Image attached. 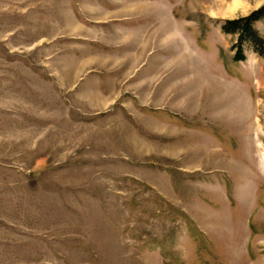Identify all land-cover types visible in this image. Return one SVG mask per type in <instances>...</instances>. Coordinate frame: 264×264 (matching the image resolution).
Listing matches in <instances>:
<instances>
[{"label": "rangeland", "instance_id": "374dc122", "mask_svg": "<svg viewBox=\"0 0 264 264\" xmlns=\"http://www.w3.org/2000/svg\"><path fill=\"white\" fill-rule=\"evenodd\" d=\"M262 9L0 0V264H264Z\"/></svg>", "mask_w": 264, "mask_h": 264}, {"label": "trees", "instance_id": "16d2710c", "mask_svg": "<svg viewBox=\"0 0 264 264\" xmlns=\"http://www.w3.org/2000/svg\"><path fill=\"white\" fill-rule=\"evenodd\" d=\"M263 11V9L259 10L251 14L248 18L231 22L228 21L226 22V24H224L222 30L226 33L240 31L239 42L247 39V41L250 42L255 48H258L259 46L264 45V40L258 37L257 33L253 30L252 25L254 21L258 20L261 17ZM235 59L242 60L243 56H241V53H238L237 56H235Z\"/></svg>", "mask_w": 264, "mask_h": 264}, {"label": "bare ground", "instance_id": "6f19581e", "mask_svg": "<svg viewBox=\"0 0 264 264\" xmlns=\"http://www.w3.org/2000/svg\"><path fill=\"white\" fill-rule=\"evenodd\" d=\"M222 6H223V4H222ZM224 7V6H223ZM222 10H223V8H222Z\"/></svg>", "mask_w": 264, "mask_h": 264}]
</instances>
